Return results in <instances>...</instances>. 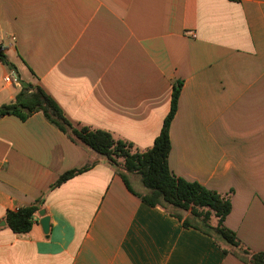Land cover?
<instances>
[{
	"label": "crops",
	"instance_id": "crops-1",
	"mask_svg": "<svg viewBox=\"0 0 264 264\" xmlns=\"http://www.w3.org/2000/svg\"><path fill=\"white\" fill-rule=\"evenodd\" d=\"M0 53L14 66L0 60V107L33 83L73 124L141 151L182 84L169 167L228 198L225 226L264 253V0H0ZM39 200L49 234L39 213L30 233H14L7 212ZM0 264L250 263L145 204L103 157L37 113L0 119Z\"/></svg>",
	"mask_w": 264,
	"mask_h": 264
},
{
	"label": "trees",
	"instance_id": "trees-1",
	"mask_svg": "<svg viewBox=\"0 0 264 264\" xmlns=\"http://www.w3.org/2000/svg\"><path fill=\"white\" fill-rule=\"evenodd\" d=\"M0 60L9 70H14V66L2 53ZM21 84L22 89L17 93L14 102L0 107L1 117L11 115L27 121L34 114H42L51 125L74 142L103 157L121 176L128 189L145 204L161 207L173 217L182 220L186 228H193L208 235L226 254L232 253L250 264H264V253L251 252L237 235L225 226L232 210L231 201L198 183L175 177L169 167L170 127L177 113L182 84L174 87L171 111L153 147L145 151L117 139L110 132L73 124L65 117L54 99L39 85L24 81ZM90 167L91 165H88L64 174L53 187L60 186ZM131 177L138 179L146 191L145 194H139L133 189ZM42 205L39 200L28 207L7 212V226L19 235L30 233L35 225V216L41 211Z\"/></svg>",
	"mask_w": 264,
	"mask_h": 264
},
{
	"label": "water",
	"instance_id": "water-1",
	"mask_svg": "<svg viewBox=\"0 0 264 264\" xmlns=\"http://www.w3.org/2000/svg\"><path fill=\"white\" fill-rule=\"evenodd\" d=\"M39 216L42 217L41 221H40V225L44 231L45 234H49L50 232V228H51V221H50V217L46 216V212L44 210H41L39 212ZM2 225H5V223H3Z\"/></svg>",
	"mask_w": 264,
	"mask_h": 264
},
{
	"label": "built area",
	"instance_id": "built-area-1",
	"mask_svg": "<svg viewBox=\"0 0 264 264\" xmlns=\"http://www.w3.org/2000/svg\"><path fill=\"white\" fill-rule=\"evenodd\" d=\"M4 81H5V83H8V84H13V85H17V86L20 85V81L16 75H9V76L5 77ZM0 119H1V116H0Z\"/></svg>",
	"mask_w": 264,
	"mask_h": 264
},
{
	"label": "rangeland",
	"instance_id": "rangeland-1",
	"mask_svg": "<svg viewBox=\"0 0 264 264\" xmlns=\"http://www.w3.org/2000/svg\"><path fill=\"white\" fill-rule=\"evenodd\" d=\"M139 181H140V180H139ZM139 183H140V182H139ZM134 184H135V187H137V186H138V188H139V187H142L141 184H137V183H134Z\"/></svg>",
	"mask_w": 264,
	"mask_h": 264
}]
</instances>
